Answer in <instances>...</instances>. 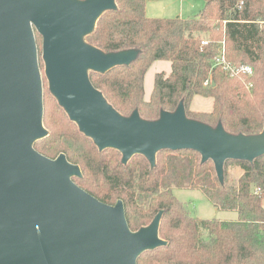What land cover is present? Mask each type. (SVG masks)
I'll return each instance as SVG.
<instances>
[{
  "label": "trees",
  "instance_id": "obj_1",
  "mask_svg": "<svg viewBox=\"0 0 264 264\" xmlns=\"http://www.w3.org/2000/svg\"><path fill=\"white\" fill-rule=\"evenodd\" d=\"M193 19L149 18L147 0H116L85 41L104 53L135 50L129 66L107 73L90 71L92 84L123 116L134 111L148 121L183 103L189 119L233 135L264 131V0H204ZM39 56L42 36L36 31ZM224 38V39H223ZM224 40L230 61L253 67L252 76L232 78L213 58ZM208 41L207 45H203ZM156 61H169L170 72L157 73L149 99L145 76ZM245 83H244V82ZM208 82V85L205 83ZM253 86L251 91L248 86ZM198 99L210 104L196 107ZM197 101V102H196ZM43 123L48 136L35 149L50 159L64 154L83 177L73 180L108 205L122 200L132 231L149 226L163 212L159 235L167 245L144 252L138 264H264V156L253 162L227 160L221 182L212 160L192 150H163L152 166L144 155L124 164L121 152L99 150L73 122L52 93L45 95ZM243 173L229 183V166ZM201 190L220 211H236V221L201 219L188 210L174 189Z\"/></svg>",
  "mask_w": 264,
  "mask_h": 264
},
{
  "label": "water",
  "instance_id": "obj_2",
  "mask_svg": "<svg viewBox=\"0 0 264 264\" xmlns=\"http://www.w3.org/2000/svg\"><path fill=\"white\" fill-rule=\"evenodd\" d=\"M116 9V0H0V264H138L167 245L162 211L132 231L122 200L101 202L73 180L83 177L78 165L35 149L48 136L36 31L51 93L99 150H118L124 164L144 155L154 166L163 150H192L214 162L223 182L227 160L264 156V131L230 134L189 119L183 103L155 121L121 115L89 72L129 66L138 52L106 54L85 41Z\"/></svg>",
  "mask_w": 264,
  "mask_h": 264
},
{
  "label": "rangeland",
  "instance_id": "obj_3",
  "mask_svg": "<svg viewBox=\"0 0 264 264\" xmlns=\"http://www.w3.org/2000/svg\"><path fill=\"white\" fill-rule=\"evenodd\" d=\"M169 4V12H164L159 17L165 18H177L182 19H193L197 17L205 7L204 0H172ZM176 13H179L178 15ZM224 39V38H223ZM224 41V40H222ZM221 41V42H222ZM217 44L219 52L220 43ZM39 65L41 76L43 80V99L45 102V95L51 93L49 81L45 73V63L42 58V55L39 56ZM171 63L169 61H156L149 68L145 76V95L148 99L152 93L154 87V79L157 73L160 72H170ZM231 77V76H230ZM238 78V77H235ZM244 82V81H243ZM245 83V82H244ZM253 86L249 85L248 88L251 91ZM55 97V96H54ZM197 102V101H196ZM210 104L202 99H198V104L196 105L199 109H206ZM45 112V107H44ZM243 170L236 164H231L229 166V183L236 184L240 176L242 175ZM175 196L185 204L188 210L194 216L201 219H218L223 221H236L238 215L236 211H220L216 209L213 204L210 202L208 197L201 190H190V189H174ZM264 206V203H263Z\"/></svg>",
  "mask_w": 264,
  "mask_h": 264
},
{
  "label": "built area",
  "instance_id": "obj_4",
  "mask_svg": "<svg viewBox=\"0 0 264 264\" xmlns=\"http://www.w3.org/2000/svg\"><path fill=\"white\" fill-rule=\"evenodd\" d=\"M202 44L205 46L208 44V41H204ZM213 62L216 67H221L232 78L241 77L242 75L252 76L254 73L252 66L247 64H235L229 60L225 41L220 43L219 52L214 56ZM205 85H208V82H206ZM253 194L262 197L264 203V188L254 187Z\"/></svg>",
  "mask_w": 264,
  "mask_h": 264
},
{
  "label": "crops",
  "instance_id": "obj_5",
  "mask_svg": "<svg viewBox=\"0 0 264 264\" xmlns=\"http://www.w3.org/2000/svg\"><path fill=\"white\" fill-rule=\"evenodd\" d=\"M170 1H172V0H147V5H146L147 17H149V18H165V17H159V16H161V14L163 16V14H165L164 12H169L168 10H169V8H171V7H169V4L171 3ZM176 14L178 15L179 13H176ZM177 18H180V17H177ZM177 18H166V19H177ZM180 19H182V18H180Z\"/></svg>",
  "mask_w": 264,
  "mask_h": 264
}]
</instances>
